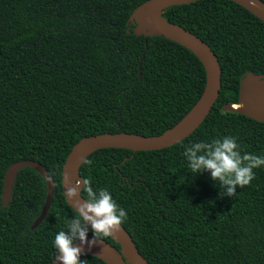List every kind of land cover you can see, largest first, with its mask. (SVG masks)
Returning <instances> with one entry per match:
<instances>
[{"label": "trees", "instance_id": "16d2710c", "mask_svg": "<svg viewBox=\"0 0 264 264\" xmlns=\"http://www.w3.org/2000/svg\"><path fill=\"white\" fill-rule=\"evenodd\" d=\"M146 1L0 0V264H53L54 237L75 215L62 192L63 165L75 144L106 133L159 136L200 98L205 71L190 51L135 35L129 19ZM162 17L217 56L216 104L180 143L94 152L79 178L107 188L125 209L122 227L149 264H264V167L229 197L209 172L190 173L183 155L193 142L232 136L242 153L264 156V123L223 110L238 103L243 77L264 76V23L227 0L173 6ZM22 161L40 164L54 185L35 230L47 195L37 172L19 171L12 201L2 203L6 171ZM87 238H94L91 228ZM102 240L120 250L111 237Z\"/></svg>", "mask_w": 264, "mask_h": 264}, {"label": "water", "instance_id": "95a60500", "mask_svg": "<svg viewBox=\"0 0 264 264\" xmlns=\"http://www.w3.org/2000/svg\"><path fill=\"white\" fill-rule=\"evenodd\" d=\"M197 1L201 0H148L133 11L129 20L136 25L134 28L136 36H143L145 41L153 36L164 38L187 49L199 60L205 71V86L198 101L175 126L159 136L144 137L126 133H106L80 140L72 147L63 165V193L64 190L66 191V188L64 189V177L70 176L73 181L80 179L79 170L83 165V160L87 159L94 152L104 149H122L133 152L163 150L188 138L208 117L219 98L221 89V68L218 58L200 38L162 17L165 10L170 7L187 5ZM227 1L238 4L264 23V3L261 0ZM241 103H243V108L235 109V105H227L223 110L240 113L259 123H264V76L248 73L242 78L239 100L236 105ZM25 168H31L37 172L44 179L47 187L44 206L39 217L31 227V230H35L45 219L54 195L53 182L49 179L50 176L47 171L40 164L32 161H22L12 164L7 169L3 181L2 203L4 207H7L9 202L12 201L16 176L19 171ZM80 180L82 182V179ZM78 198L83 200V197ZM68 206L75 212L69 204ZM89 228H91L90 225ZM111 238L120 246V250H117L103 240H97L91 245H81L77 241L74 243V246L82 248L81 257H95L105 264H149L139 253L124 227L121 226V231ZM87 239L89 242L93 240V238ZM53 264H59V262L55 259Z\"/></svg>", "mask_w": 264, "mask_h": 264}, {"label": "clouds", "instance_id": "9594fccd", "mask_svg": "<svg viewBox=\"0 0 264 264\" xmlns=\"http://www.w3.org/2000/svg\"><path fill=\"white\" fill-rule=\"evenodd\" d=\"M192 174L209 172L211 179L218 183L223 196L236 195V188L249 186L255 179L254 169L264 167V156L242 153L237 139L232 136L213 139L208 142H193L185 147L183 153ZM90 165L91 160L84 159ZM51 180V177H49ZM64 197L75 210L74 219L66 221V231L60 230L54 237L53 246L59 264H87L81 260V245L94 244L97 240L115 237L121 231L128 214L113 199L107 188L94 189L91 180L84 178L72 180L64 177ZM83 193V195H82ZM78 197H83V200ZM89 225L94 238L88 241Z\"/></svg>", "mask_w": 264, "mask_h": 264}, {"label": "bare ground", "instance_id": "6f19581e", "mask_svg": "<svg viewBox=\"0 0 264 264\" xmlns=\"http://www.w3.org/2000/svg\"><path fill=\"white\" fill-rule=\"evenodd\" d=\"M237 106V105H236ZM236 106L234 107L235 109H238V108H236ZM239 107L240 108H243V103H241V104H239Z\"/></svg>", "mask_w": 264, "mask_h": 264}]
</instances>
